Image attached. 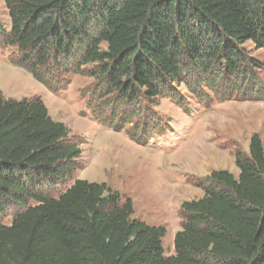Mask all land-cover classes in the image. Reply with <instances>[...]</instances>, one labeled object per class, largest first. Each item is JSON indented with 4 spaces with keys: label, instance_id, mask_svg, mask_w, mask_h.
I'll list each match as a JSON object with an SVG mask.
<instances>
[{
    "label": "trees",
    "instance_id": "1",
    "mask_svg": "<svg viewBox=\"0 0 264 264\" xmlns=\"http://www.w3.org/2000/svg\"><path fill=\"white\" fill-rule=\"evenodd\" d=\"M5 3L11 17L6 42L18 49L10 62L56 94L91 64L100 67L92 76L106 84L108 96L151 100L174 84L192 87L189 65L204 76L237 74L247 67L239 46L253 41L264 47V0ZM77 41L83 50L75 48ZM93 114L105 125L102 114ZM69 135L40 97L6 99L0 89V208L7 198L37 202L11 225L0 223V264H264V144L258 134L248 156L236 155L238 176L213 171L204 196L181 205L185 223L171 256L163 246L166 227L134 218L132 199L123 201L107 183L77 179L57 198L29 192L31 171L57 177L56 167L81 157Z\"/></svg>",
    "mask_w": 264,
    "mask_h": 264
},
{
    "label": "rangeland",
    "instance_id": "2",
    "mask_svg": "<svg viewBox=\"0 0 264 264\" xmlns=\"http://www.w3.org/2000/svg\"><path fill=\"white\" fill-rule=\"evenodd\" d=\"M10 30L9 8L0 0L3 96L40 97L51 117L70 129L69 141L82 150L80 158L55 168L57 177H36L31 171L29 192L57 198L77 179L107 183L123 201L132 199L134 218L166 227L165 254L175 255V235L185 223L181 205L204 196L213 171L238 176L236 155H249L254 134L264 144V47L253 41L239 46L247 67L237 74L204 76L189 65L186 80L192 87L174 84L163 96L125 103L118 94L107 95L106 84L92 76L100 67L91 64L72 75L63 92L49 91L10 62L18 59V49L6 42ZM93 33L98 35L97 27ZM76 47L83 50L79 41ZM93 110L103 115L105 125ZM19 198L22 204L15 198L4 201L0 223L11 225L16 215L37 204L30 197Z\"/></svg>",
    "mask_w": 264,
    "mask_h": 264
}]
</instances>
